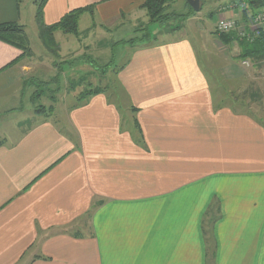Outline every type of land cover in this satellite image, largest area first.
I'll list each match as a JSON object with an SVG mask.
<instances>
[{"label": "crops", "instance_id": "0c3cea01", "mask_svg": "<svg viewBox=\"0 0 264 264\" xmlns=\"http://www.w3.org/2000/svg\"><path fill=\"white\" fill-rule=\"evenodd\" d=\"M36 1L0 0V24L23 26L30 45L41 30ZM146 2L47 0L41 23L89 9L90 29L139 32ZM228 7L220 13L237 21L255 13ZM136 38L118 42L133 47L117 76L129 110L107 89L59 122L32 107L29 56L0 41V264H264V124L237 93L264 80V40L234 38L235 58L217 75L207 42L198 50L187 37Z\"/></svg>", "mask_w": 264, "mask_h": 264}, {"label": "rangeland", "instance_id": "374dc122", "mask_svg": "<svg viewBox=\"0 0 264 264\" xmlns=\"http://www.w3.org/2000/svg\"><path fill=\"white\" fill-rule=\"evenodd\" d=\"M225 6H227L225 0H205L201 6L202 13H198L200 16H197V20L189 23V19L183 22L177 19L162 25L150 23L147 20L148 23L146 25L143 24L146 29L139 32H135L133 26L129 25L125 26L123 32H113L112 28H110V31L107 28H98L97 26V28L90 29L94 20L90 14H84L79 22V31L82 32L79 33V37L75 38L72 35L58 32L62 34V37L58 36L55 38L58 33H54V44L49 47L45 45L41 34L34 39L33 33H30L32 42L29 47V55L27 56H29L31 62V72L29 74L26 73V88L34 87L37 89L35 95L36 93L39 94L40 89L34 86L33 80L42 79L49 84L51 90L43 93L44 96L41 93L32 107L35 109L38 106H44L45 117L59 122L62 121L64 116L66 117L65 111L67 108L78 106L88 91H94L95 88L100 87L108 88L113 102L120 103L124 107L123 109L129 110V105L125 102L126 99L118 83L117 76L129 61L133 47L118 42L136 37H139L138 39L136 38V40H139L140 38L145 39L147 36L155 42H161L164 39L187 37L188 39L191 38L190 41L192 40L197 49L200 43L207 42L214 72L217 75L223 74V58L225 60H234L235 58L234 51L228 48L229 46L232 47L234 41L220 38L221 35L216 30L219 19L230 18L229 13H220L227 9L228 6L226 8ZM187 12L188 8L185 0L174 1L168 8V13L182 14ZM233 19L238 20L236 18ZM101 22V19L97 18L96 23ZM86 29H90V31L84 32ZM207 29L213 31L211 32L212 36L210 35L209 37L213 39L214 43L212 42V44L215 45H212L211 41H206L209 35ZM214 31L219 37L216 40L213 37L215 35ZM195 36L196 39H194ZM138 43L141 42L139 41ZM219 50L226 52L222 54ZM81 57L83 58L80 60ZM200 60L205 62V58L202 55H200ZM106 66L108 68L104 73L103 69ZM260 81L262 83L260 82L256 85L248 82L244 83L245 81L241 82L242 85L238 88H242V91L237 93L243 96L242 100L252 103L250 107H252L253 116L264 124V80L260 79ZM80 87L86 91L74 95V92ZM250 92H262L261 95L257 96V99L252 98L253 100H258L257 104H253L254 101L250 100L248 94ZM133 111H135L134 108ZM139 134H141L140 131ZM213 221H210L206 215L204 229L210 245L213 243L212 231L210 230Z\"/></svg>", "mask_w": 264, "mask_h": 264}, {"label": "trees", "instance_id": "16d2710c", "mask_svg": "<svg viewBox=\"0 0 264 264\" xmlns=\"http://www.w3.org/2000/svg\"><path fill=\"white\" fill-rule=\"evenodd\" d=\"M47 0L39 1L37 0V6H38V13H37V20L41 24V30L40 34L41 37L44 39V43L47 47H49L51 44H54V33L57 31H61L64 34L68 35H78V26L80 18L84 13H86L89 9H78L75 11H72L71 13L67 14L62 20L53 25V26H45L42 24V14L41 11L43 10L45 6V2ZM173 3V0H147L145 4V8L148 11L150 23H158V24H165L169 23L171 20H180L181 22L187 21L188 19L192 18L196 15V13L192 10V8L187 4L188 12L187 13H168L169 5ZM249 9L252 12H258L262 9H264V0H248ZM90 12L93 14V10L90 9ZM247 15V13H244ZM146 29V28H145ZM144 29V30H145ZM220 38L227 39V41H232L234 39L233 35H221ZM151 38L145 37V39H141L140 42H150ZM0 41L9 44L11 46H14L18 48L19 50L23 51L25 54L29 55L30 51V41L28 39V36L25 32V29L23 26H20L16 23H9V24H0ZM135 40H132L130 42H126V44H134ZM244 44L243 42H240ZM248 46V44H245ZM262 47V43H257V48L255 51L252 52L253 55L259 54L261 50L259 47ZM249 47V46H248ZM245 57V55H243ZM107 66L104 67L103 72L105 73L107 70ZM99 69V68H98ZM97 69V70H98ZM37 86L41 88L39 94L36 95V99L40 96L41 92L44 91H50L48 90L47 86L48 83H36ZM44 88V89H43ZM108 88H95L94 91H88L85 95V97L90 96L92 94H96L102 90H107ZM45 107L38 106L36 108L37 114L45 113ZM52 109V108H51ZM2 143H0L1 147Z\"/></svg>", "mask_w": 264, "mask_h": 264}, {"label": "built area", "instance_id": "2783aa9c", "mask_svg": "<svg viewBox=\"0 0 264 264\" xmlns=\"http://www.w3.org/2000/svg\"><path fill=\"white\" fill-rule=\"evenodd\" d=\"M236 8H239L245 13L248 11L249 5L243 2L228 7L232 12ZM216 30L220 35H233L234 38L250 44L255 43L259 39L264 40V9L249 14L246 21H237L233 18L219 19ZM252 62L251 60H244L242 65L246 68H251L253 66ZM261 64V76L264 79V60L261 61Z\"/></svg>", "mask_w": 264, "mask_h": 264}, {"label": "water", "instance_id": "95a60500", "mask_svg": "<svg viewBox=\"0 0 264 264\" xmlns=\"http://www.w3.org/2000/svg\"><path fill=\"white\" fill-rule=\"evenodd\" d=\"M192 10L197 13L201 9L200 1L201 0H186Z\"/></svg>", "mask_w": 264, "mask_h": 264}]
</instances>
